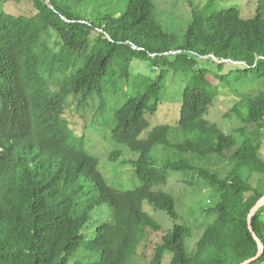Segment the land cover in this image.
<instances>
[{"label":"trees","instance_id":"obj_1","mask_svg":"<svg viewBox=\"0 0 264 264\" xmlns=\"http://www.w3.org/2000/svg\"><path fill=\"white\" fill-rule=\"evenodd\" d=\"M30 1L33 15L0 10V264H264V205L248 223L264 196V90L250 95L238 88L264 80V1L245 11L222 0H188L189 18L179 30L165 25L153 0H79L91 6L82 12L59 0ZM49 28L69 53L82 54L90 42L94 48L55 92L35 52ZM133 60L158 75L132 76ZM112 68L136 90L115 111L111 130L114 142L138 155L128 162L139 181L133 190L107 184L85 149L86 128L75 131L67 118L70 104L79 111L89 96L103 98ZM170 72L186 78L178 120L185 139L170 143L167 125L140 139ZM219 88L235 99L222 121L235 117L239 126L228 131L208 119ZM156 145L219 159L234 148L225 176L196 169L217 195L204 210L215 219L197 240L172 196L153 190L166 184L168 171L193 166H161L150 153ZM146 204L165 213L171 227L155 221ZM95 210L108 220L98 221Z\"/></svg>","mask_w":264,"mask_h":264},{"label":"rangeland","instance_id":"obj_2","mask_svg":"<svg viewBox=\"0 0 264 264\" xmlns=\"http://www.w3.org/2000/svg\"><path fill=\"white\" fill-rule=\"evenodd\" d=\"M153 1L158 9L159 17L165 25L172 30H179L185 26L190 14L187 5L188 0ZM259 1L263 2L264 0H222L219 2L239 5L242 10L247 11L249 8L255 9ZM59 3L62 6L71 7L73 11L76 10L77 12H82L91 7L87 2H79V0H67L66 2L59 0ZM32 9L30 0H0V10L6 13L33 15ZM77 15L79 16V14ZM93 51L94 48L90 42L89 47L82 54L72 52L70 54L61 47L59 37L51 28L42 36L40 43L35 48L41 65V72L53 92L59 89V84L65 77L83 67ZM202 60L203 65L216 69V63L210 62L208 64L206 58ZM130 74L132 76L144 74L154 78L158 75V70L149 67L142 61L133 60L130 66ZM208 79L211 83L217 84L213 77L209 76ZM185 84L186 78L184 76L173 74V72L169 73L164 89L160 94L161 104L158 111L147 116L149 126L140 134V139L146 138L154 128L161 125L170 127L167 133V140L170 143L185 139V135L178 126L182 91ZM238 88L243 94L255 95L264 90V80L249 79L238 84ZM103 91L102 99L96 94L89 96L84 104L85 107L79 111H76L75 106L70 104L67 118L75 131L81 132L86 128L83 131L86 138L85 149L98 160V170L107 184L116 190H133L139 186V181L135 177L133 166L128 162L136 160L138 155L130 151L125 145L114 142L111 138V130L115 125V111L132 99L136 95V90L127 80L119 77L118 69L112 68L104 81ZM234 102L235 99L229 90L219 88L218 98L210 110L208 119L221 123L225 131L238 127L239 122L235 117L231 120L222 121L223 115ZM251 127L249 126V128ZM260 144L264 154V131ZM233 149L226 151L224 158L221 159L212 155L207 156L208 158H202L191 153H180L170 146L156 145L151 149V155L161 166L179 160L188 161L193 166L191 170L168 171L166 184L153 189L161 190L172 196L176 212L192 230V239L197 240L205 227L214 221L215 214L206 216L204 210L212 207L217 201L215 191L210 189L206 181L198 177L196 169L204 168L225 176L233 167L230 160ZM112 153H119V157L114 161L109 158ZM144 209L155 221L167 228L171 227V221L165 213L153 210L148 204L144 205ZM106 213L102 214V210H95L94 215L99 218L98 221H106L109 218ZM88 235H91V232Z\"/></svg>","mask_w":264,"mask_h":264},{"label":"water","instance_id":"obj_3","mask_svg":"<svg viewBox=\"0 0 264 264\" xmlns=\"http://www.w3.org/2000/svg\"><path fill=\"white\" fill-rule=\"evenodd\" d=\"M264 205V196L256 203V205L251 209V212H250V214H249V216H248V223L250 222V218H251V216L256 212V210L258 209V208H260L261 206H263ZM249 229H251V227L249 226ZM261 251H263V248H262V245L260 244V251H259V253L261 252ZM258 253V254H259ZM247 263V262H246ZM246 263H243V264H246Z\"/></svg>","mask_w":264,"mask_h":264}]
</instances>
